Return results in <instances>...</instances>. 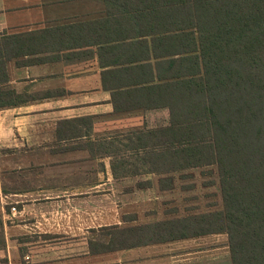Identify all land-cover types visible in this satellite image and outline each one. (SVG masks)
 Listing matches in <instances>:
<instances>
[{"label": "crops", "instance_id": "0c3cea01", "mask_svg": "<svg viewBox=\"0 0 264 264\" xmlns=\"http://www.w3.org/2000/svg\"><path fill=\"white\" fill-rule=\"evenodd\" d=\"M154 3L0 0V37L31 38L36 52L6 61L0 81V264H232L225 233L100 249L103 230L214 210L178 201L190 195L180 177L166 191L159 176L115 178L103 150L170 123L148 90L165 50Z\"/></svg>", "mask_w": 264, "mask_h": 264}, {"label": "trees", "instance_id": "16d2710c", "mask_svg": "<svg viewBox=\"0 0 264 264\" xmlns=\"http://www.w3.org/2000/svg\"><path fill=\"white\" fill-rule=\"evenodd\" d=\"M154 1L148 23L165 50L152 54L161 84L148 90L170 123L103 150L115 178L159 176L162 191L174 189L171 176L216 167L222 207L171 227L103 230L100 249L225 233L232 264H264V0ZM30 39L0 37V81L6 61L36 54Z\"/></svg>", "mask_w": 264, "mask_h": 264}, {"label": "rangeland", "instance_id": "374dc122", "mask_svg": "<svg viewBox=\"0 0 264 264\" xmlns=\"http://www.w3.org/2000/svg\"><path fill=\"white\" fill-rule=\"evenodd\" d=\"M175 176L180 177L181 181L178 191L190 194L189 197L185 195L179 198L178 201L184 202V206L193 205L200 209V212L206 209L218 210L222 207L219 174L216 167L192 170Z\"/></svg>", "mask_w": 264, "mask_h": 264}]
</instances>
